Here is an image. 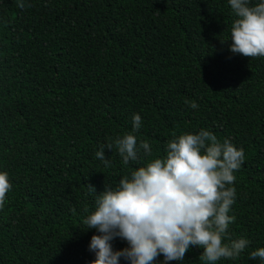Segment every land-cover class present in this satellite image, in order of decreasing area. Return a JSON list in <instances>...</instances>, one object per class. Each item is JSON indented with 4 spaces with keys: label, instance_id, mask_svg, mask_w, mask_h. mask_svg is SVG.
Returning a JSON list of instances; mask_svg holds the SVG:
<instances>
[{
    "label": "trees",
    "instance_id": "trees-1",
    "mask_svg": "<svg viewBox=\"0 0 264 264\" xmlns=\"http://www.w3.org/2000/svg\"><path fill=\"white\" fill-rule=\"evenodd\" d=\"M21 2L0 0V171L12 183L0 210V264H92L100 233L84 223L95 210L88 184L98 194L115 189L165 157L170 140L202 129L245 151L227 231L249 245L216 264H262L250 254L264 247V57L230 51L229 0ZM135 114L152 156L125 165L105 149V166L96 152L133 132ZM203 251L192 246L168 264H207Z\"/></svg>",
    "mask_w": 264,
    "mask_h": 264
},
{
    "label": "clouds",
    "instance_id": "clouds-1",
    "mask_svg": "<svg viewBox=\"0 0 264 264\" xmlns=\"http://www.w3.org/2000/svg\"><path fill=\"white\" fill-rule=\"evenodd\" d=\"M17 3L25 6L21 0ZM229 4L237 17L230 29V51L264 57V2L253 6L251 0H229ZM190 106L198 107L195 102ZM133 125V132L100 146L96 157L105 166H111L105 149L115 148L125 165L152 156L149 142H138L135 134L141 127L139 114L133 116ZM244 160L243 148L228 139L220 142L213 132L202 129L170 140L165 157L150 159L125 175L115 189L105 185L98 194L89 183V192L96 194L95 210L84 223L100 233L91 237L89 250L96 256L92 264H120L122 256L130 264H156L161 254L168 264L183 261L192 246L204 249L199 259L207 264L238 258L249 241L233 240L227 230L236 219L229 215L236 197L231 185ZM11 189L7 172L0 171V210ZM117 237L129 247L114 251L111 241ZM250 257L264 264V247Z\"/></svg>",
    "mask_w": 264,
    "mask_h": 264
}]
</instances>
